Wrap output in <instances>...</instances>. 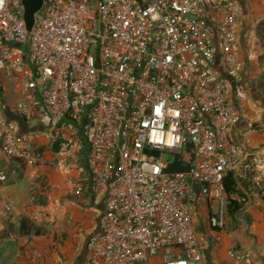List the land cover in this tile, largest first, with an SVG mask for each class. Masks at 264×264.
Instances as JSON below:
<instances>
[{
  "label": "built area",
  "instance_id": "obj_1",
  "mask_svg": "<svg viewBox=\"0 0 264 264\" xmlns=\"http://www.w3.org/2000/svg\"><path fill=\"white\" fill-rule=\"evenodd\" d=\"M238 13L235 0H44L29 29L24 0L0 3V149L28 166L44 159L21 120L37 121L66 165L87 151L88 187L104 213L84 264L203 261L201 218L216 243L235 221L250 239L222 264H256L249 207L264 212V185L248 137L264 136V122H250L239 141L231 135ZM29 257L40 264L38 250Z\"/></svg>",
  "mask_w": 264,
  "mask_h": 264
},
{
  "label": "crops",
  "instance_id": "obj_2",
  "mask_svg": "<svg viewBox=\"0 0 264 264\" xmlns=\"http://www.w3.org/2000/svg\"><path fill=\"white\" fill-rule=\"evenodd\" d=\"M235 1L239 7L237 39L241 68L237 76L229 79L228 99L240 111L231 130L232 137L239 141L250 122H264V0ZM18 122L21 132L37 133L36 145L44 159L36 166H28L8 159L0 149V166L9 176L7 182H0V264H32L29 257L32 250L41 253L40 264H84L86 242L104 213L103 207L93 204L88 187L87 151L66 165L40 126ZM248 141L261 159L256 173L264 185V136L254 133ZM18 174L27 176L32 185L24 187L16 178ZM79 185L84 186L80 195L76 194ZM249 211L256 222L253 232L259 243L255 261L264 264V212L257 201ZM24 216L42 232L22 236L20 221ZM200 229L210 238L203 260L206 264L225 263L230 246L248 247L250 243L236 221L233 234L225 235L219 243L213 241V232L204 218Z\"/></svg>",
  "mask_w": 264,
  "mask_h": 264
},
{
  "label": "trees",
  "instance_id": "obj_3",
  "mask_svg": "<svg viewBox=\"0 0 264 264\" xmlns=\"http://www.w3.org/2000/svg\"><path fill=\"white\" fill-rule=\"evenodd\" d=\"M173 170H185L186 166H181L177 163H174L172 166ZM237 181L234 178H230L229 177V183L227 186L228 192L230 194H234L237 193ZM240 206L234 202L233 207L230 209V214L232 217H234L236 215V213L239 211ZM42 232V230L40 228L37 227V225H35V223L29 218V217H22L21 221H20V234L22 236H28V235H32V234H40Z\"/></svg>",
  "mask_w": 264,
  "mask_h": 264
},
{
  "label": "rangeland",
  "instance_id": "obj_4",
  "mask_svg": "<svg viewBox=\"0 0 264 264\" xmlns=\"http://www.w3.org/2000/svg\"><path fill=\"white\" fill-rule=\"evenodd\" d=\"M5 99L10 104H13V103L17 102V100H18V94L14 91V88H13L12 84L9 85V95H7ZM30 123L33 124V126H38V122L37 121H32ZM25 126H26V124H25ZM35 177H34V179L32 181L35 180ZM16 178H17L18 181H20V183L23 184L24 187L32 185V184H30L31 180H29V178L27 176H25L24 174H22V175L18 174V176ZM230 223H232V222H230ZM231 227H232V225L229 224L228 228H231ZM247 244L248 243H246V245ZM257 246H259V243H257ZM190 264H206V263H204L203 261H200V262L199 261H191Z\"/></svg>",
  "mask_w": 264,
  "mask_h": 264
},
{
  "label": "water",
  "instance_id": "obj_5",
  "mask_svg": "<svg viewBox=\"0 0 264 264\" xmlns=\"http://www.w3.org/2000/svg\"><path fill=\"white\" fill-rule=\"evenodd\" d=\"M44 0H24L25 4V20L29 29L33 27L35 13L41 9ZM86 118L84 119V123Z\"/></svg>",
  "mask_w": 264,
  "mask_h": 264
},
{
  "label": "snow or ice",
  "instance_id": "obj_6",
  "mask_svg": "<svg viewBox=\"0 0 264 264\" xmlns=\"http://www.w3.org/2000/svg\"><path fill=\"white\" fill-rule=\"evenodd\" d=\"M3 2V0H0V3H2Z\"/></svg>",
  "mask_w": 264,
  "mask_h": 264
}]
</instances>
